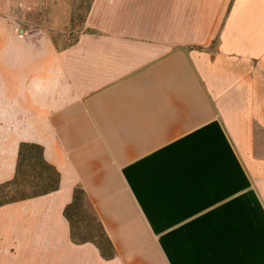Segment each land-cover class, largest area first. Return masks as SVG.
<instances>
[{
	"label": "crops",
	"instance_id": "0c3cea01",
	"mask_svg": "<svg viewBox=\"0 0 264 264\" xmlns=\"http://www.w3.org/2000/svg\"><path fill=\"white\" fill-rule=\"evenodd\" d=\"M71 1L0 0V185L22 143L60 175L0 206V264H264V0H93L61 46Z\"/></svg>",
	"mask_w": 264,
	"mask_h": 264
},
{
	"label": "trees",
	"instance_id": "16d2710c",
	"mask_svg": "<svg viewBox=\"0 0 264 264\" xmlns=\"http://www.w3.org/2000/svg\"><path fill=\"white\" fill-rule=\"evenodd\" d=\"M92 2L93 0L90 2L87 14L90 10ZM24 170H28L29 172L32 171L33 174L27 175V179L29 180L21 183L20 180L23 176ZM11 183H14L19 186V188H23L25 190L17 191L21 194V196L17 199L0 200V206L47 195L57 191L60 186V175L59 172L45 160L44 151L41 146L31 143H22L19 148L15 177L13 180L0 185V190ZM27 190H30V192L27 193ZM86 206L85 192L81 188L75 189L73 200L64 211V215L70 223L72 240L77 244H84L88 242L93 243L100 250L104 258L111 259L115 255L113 244L95 215L92 214L94 221H96L99 226L102 240L97 239L99 238L97 234L94 238H82L79 235L80 233L76 232L78 227L75 224L74 217L76 215H80Z\"/></svg>",
	"mask_w": 264,
	"mask_h": 264
},
{
	"label": "rangeland",
	"instance_id": "374dc122",
	"mask_svg": "<svg viewBox=\"0 0 264 264\" xmlns=\"http://www.w3.org/2000/svg\"><path fill=\"white\" fill-rule=\"evenodd\" d=\"M91 0H72L71 1V21L68 26H65L60 32L52 31V37L57 44L61 46H68L69 44L75 42L79 35L86 32L85 20L86 14L89 8ZM38 171V170H37ZM33 174L32 171L24 170L23 176L20 182L24 183L28 181L27 175ZM25 190L19 188L14 183L8 184L0 190V200H13L21 196L17 191ZM30 190H27L29 193ZM76 226L78 227L76 232L80 233L82 238H94L97 234L98 240H102L99 226L93 219L92 211L88 205L85 207L84 211L80 215L74 217Z\"/></svg>",
	"mask_w": 264,
	"mask_h": 264
}]
</instances>
